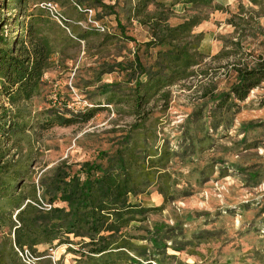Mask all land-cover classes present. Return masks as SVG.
Masks as SVG:
<instances>
[{
    "label": "rangeland",
    "instance_id": "rangeland-1",
    "mask_svg": "<svg viewBox=\"0 0 264 264\" xmlns=\"http://www.w3.org/2000/svg\"><path fill=\"white\" fill-rule=\"evenodd\" d=\"M141 1L25 0L26 14L14 9L16 2L1 9L6 17H49L61 44L38 96L14 108L0 97V109L12 112L1 123L22 125L12 138L0 134L6 167L0 176L13 184L19 175L16 194L35 193L49 207L58 172L74 175L85 163H100L102 152L135 150L145 163L138 169L143 186L130 201L154 210L129 230L136 248L126 252L131 259L264 264V83L244 102L232 98L219 107L214 99L236 82L234 66H264V0H217L218 10L174 6L172 26L195 15L207 18L194 30L203 34L204 62L192 78L167 89L166 98L137 110V63L150 69L165 50L146 47L152 34L142 21L157 12L169 16L176 0H152L137 18ZM224 51L229 55L215 58ZM91 110L95 116L84 123ZM64 115L80 123L60 126ZM11 211L8 201L0 202V264H25L13 245L17 212L10 217ZM71 241L31 252L37 264H130L126 256L91 260L79 252L81 239Z\"/></svg>",
    "mask_w": 264,
    "mask_h": 264
},
{
    "label": "trees",
    "instance_id": "trees-1",
    "mask_svg": "<svg viewBox=\"0 0 264 264\" xmlns=\"http://www.w3.org/2000/svg\"><path fill=\"white\" fill-rule=\"evenodd\" d=\"M10 2H16L17 7L14 9L18 8L21 14H26L25 0ZM10 2L0 4V97L5 98L14 108L40 94L44 75L50 70L61 41L54 34L56 31L52 32L54 23L49 17H35L34 13L25 15L28 17H6L1 14V9L8 10ZM153 2L142 0L136 11L137 18ZM216 2L217 0H176L167 9L169 16L157 12L142 21L149 26L152 34V41L146 43V47H161L165 50L156 53L155 64L150 69L138 61L141 78L136 81L138 95L133 101L134 108L138 110L149 105L158 96L166 98L167 89L192 78L195 75L194 68L204 62L205 55L200 51L203 34H195L194 30L207 18L195 15L172 26L170 18L174 14V6L183 4L196 9L218 10ZM156 4L160 8L165 7V3ZM81 38L85 40L87 36ZM232 46H240V42H235ZM224 55L228 56L229 53L221 52L215 58ZM233 68L236 82L229 92H222L214 98L219 101V107L229 103L232 98L244 102L252 90L264 83L263 65ZM0 110L3 111L0 117V134L2 137L12 138L20 132L22 125L13 120L14 123H1L12 112L4 107ZM95 112L91 110L83 122L91 120ZM58 118L59 125L63 127L80 123L76 117L64 115ZM4 157L0 152V174L6 169L2 165ZM140 158L135 150L119 149L114 154L100 153V163H85L74 175L67 171L58 172L52 184L54 193L50 198L51 208L42 205L35 193L27 196L16 194L19 175L15 177L13 184L5 182L0 176V202L8 201L12 210L10 217L14 215L13 211L17 212V224H12L13 245L20 250L27 248L35 252L36 247L55 242L58 245H73V237L81 239L78 244L81 248L79 252L91 260L126 256L130 264H138L126 253L136 251L129 230L138 228L136 223L140 222V218L154 210L130 201V196H138L143 186L138 169H143L145 163L139 164ZM81 173L85 176L84 179L81 178ZM56 202L64 203L66 207H54ZM150 241L154 248L159 249L157 238ZM150 260L152 259H146L147 262H151Z\"/></svg>",
    "mask_w": 264,
    "mask_h": 264
},
{
    "label": "built area",
    "instance_id": "built-area-1",
    "mask_svg": "<svg viewBox=\"0 0 264 264\" xmlns=\"http://www.w3.org/2000/svg\"><path fill=\"white\" fill-rule=\"evenodd\" d=\"M48 208H51L50 206ZM16 251L18 252L21 260L25 263V264H37L38 262V258L27 248L20 250L18 248H16Z\"/></svg>",
    "mask_w": 264,
    "mask_h": 264
},
{
    "label": "crops",
    "instance_id": "crops-1",
    "mask_svg": "<svg viewBox=\"0 0 264 264\" xmlns=\"http://www.w3.org/2000/svg\"><path fill=\"white\" fill-rule=\"evenodd\" d=\"M201 26H202V25L198 26L196 29L201 28ZM200 30H203V29H200ZM201 32H202V31H201Z\"/></svg>",
    "mask_w": 264,
    "mask_h": 264
}]
</instances>
